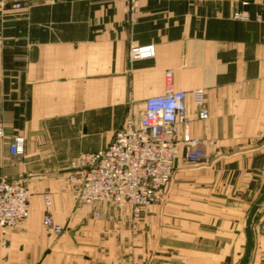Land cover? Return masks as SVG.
I'll list each match as a JSON object with an SVG mask.
<instances>
[{
  "label": "crops",
  "instance_id": "0c3cea01",
  "mask_svg": "<svg viewBox=\"0 0 264 264\" xmlns=\"http://www.w3.org/2000/svg\"><path fill=\"white\" fill-rule=\"evenodd\" d=\"M22 3L16 7L15 3ZM0 0V178L30 190V214L0 229V264H237L264 194V0ZM246 12L247 19L234 13ZM154 44L153 57L130 54ZM203 89L191 135L209 157L179 158L160 199L99 217L69 182L70 161L107 146L149 97ZM14 136L25 139L12 154ZM51 197L46 205L45 195ZM50 212L61 233L44 224ZM247 264H264V203Z\"/></svg>",
  "mask_w": 264,
  "mask_h": 264
},
{
  "label": "built area",
  "instance_id": "2783aa9c",
  "mask_svg": "<svg viewBox=\"0 0 264 264\" xmlns=\"http://www.w3.org/2000/svg\"><path fill=\"white\" fill-rule=\"evenodd\" d=\"M54 2L56 0H45ZM131 20L136 18V0H128ZM21 7L22 3H15ZM236 19H247L246 12L234 13ZM130 54L137 58L153 57L154 44L134 45ZM169 85L162 94L149 97L139 116H127L112 141L92 153H82L70 161L69 182L79 200L89 205L93 216L99 217L101 207L130 208L132 222L146 208L156 203L170 184L177 160L199 163L207 156V142L191 135L189 101L202 119L209 118L206 94L203 89L175 90L171 85L172 71L167 73ZM0 123V139L4 138ZM25 139L14 136L10 143L12 154H22ZM30 190L19 180L0 178V229L5 232L30 214ZM46 205L51 197L45 195ZM45 226L61 233L63 227L55 223L50 212Z\"/></svg>",
  "mask_w": 264,
  "mask_h": 264
},
{
  "label": "water",
  "instance_id": "95a60500",
  "mask_svg": "<svg viewBox=\"0 0 264 264\" xmlns=\"http://www.w3.org/2000/svg\"><path fill=\"white\" fill-rule=\"evenodd\" d=\"M264 203V194L261 195L255 203L251 206L247 218H246V227H245V233H246V248L243 257L240 259V261L237 264H247L252 256L253 251V231H252V223L253 219L255 217V214L260 209L262 204Z\"/></svg>",
  "mask_w": 264,
  "mask_h": 264
},
{
  "label": "rangeland",
  "instance_id": "374dc122",
  "mask_svg": "<svg viewBox=\"0 0 264 264\" xmlns=\"http://www.w3.org/2000/svg\"><path fill=\"white\" fill-rule=\"evenodd\" d=\"M205 141L207 142V145H208L209 142L207 140H205ZM208 148H209V146L207 147V156L205 157V159L209 157ZM135 221H137V220H135Z\"/></svg>",
  "mask_w": 264,
  "mask_h": 264
}]
</instances>
